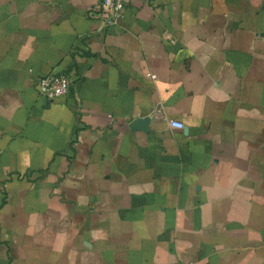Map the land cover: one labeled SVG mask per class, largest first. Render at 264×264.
I'll return each mask as SVG.
<instances>
[{"label":"crops","instance_id":"obj_1","mask_svg":"<svg viewBox=\"0 0 264 264\" xmlns=\"http://www.w3.org/2000/svg\"><path fill=\"white\" fill-rule=\"evenodd\" d=\"M100 2L0 0V264H264V0Z\"/></svg>","mask_w":264,"mask_h":264},{"label":"built area","instance_id":"obj_2","mask_svg":"<svg viewBox=\"0 0 264 264\" xmlns=\"http://www.w3.org/2000/svg\"><path fill=\"white\" fill-rule=\"evenodd\" d=\"M129 2L131 0H101L95 8L90 10L89 15L99 20L101 28H106L119 23L124 17L125 8ZM70 87L71 77L62 72L50 73L41 76L38 80L39 92L47 100L67 95L70 92ZM171 125L177 128L185 126L183 122L177 120H171Z\"/></svg>","mask_w":264,"mask_h":264}]
</instances>
